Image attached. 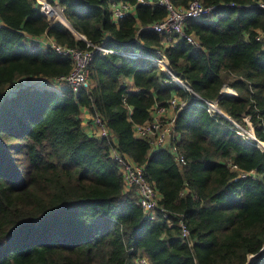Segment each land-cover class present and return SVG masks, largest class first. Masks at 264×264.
I'll list each match as a JSON object with an SVG mask.
<instances>
[{"label":"trees","instance_id":"1","mask_svg":"<svg viewBox=\"0 0 264 264\" xmlns=\"http://www.w3.org/2000/svg\"><path fill=\"white\" fill-rule=\"evenodd\" d=\"M46 1L63 9L71 29L51 22L37 0H0V264H250L264 248V152L205 101H217L242 126L249 116L264 142V45L256 39L264 10L249 7L264 0H200L213 10L185 27L198 48L183 38L165 43L148 28L168 14L156 0H120L134 13L116 22L108 0ZM191 1L170 0L175 8ZM41 35L114 52H94L85 88L31 87L23 81L73 68L70 58L28 39ZM167 65L191 92L161 68ZM225 85L237 95L223 94ZM173 95L186 101L176 118L185 165L134 133ZM84 110L114 139L89 134ZM112 147L145 166L167 217L149 220L136 189L124 192ZM252 170L255 178L240 177ZM251 264H264V253Z\"/></svg>","mask_w":264,"mask_h":264},{"label":"built area","instance_id":"2","mask_svg":"<svg viewBox=\"0 0 264 264\" xmlns=\"http://www.w3.org/2000/svg\"><path fill=\"white\" fill-rule=\"evenodd\" d=\"M41 4V12L51 21H60L67 27V19L64 16L63 9L59 5H51L46 0H37ZM110 2L111 17L114 22L132 13L134 5L120 1V0H108ZM158 4L163 5L167 9V16L158 22L152 23L148 26L149 29L159 33L164 42L175 41L177 38L186 39L194 47L198 48L200 46L199 40L193 35L186 32V23L189 20H197L208 15L213 7H205L200 0H193L189 3L187 8H175L170 0H156ZM154 0H137V4L141 5H152ZM229 6H235L233 3ZM249 7H259L264 10V2H258L249 5ZM3 25L0 20V27ZM71 28V27H70ZM176 37L175 39H173ZM257 41L263 42L264 45V31L259 32L256 37ZM86 41V39L84 38ZM88 45H91L88 43ZM41 46L52 48L58 54L66 56L71 59L73 68L66 75L53 80H48L46 78L34 77L26 79L23 81L24 84L30 85L36 88H49L50 86H68L73 90L77 91L81 88H85L90 79L89 65L92 61L95 51L101 52L103 54L114 52L113 50L106 49L101 46H94V51L88 49H81L78 47H67L57 43L52 37L47 36L46 40L41 41ZM121 54H131L133 56H139L136 53H122ZM155 59V58H154ZM153 59V60H154ZM159 60V59H158ZM156 62V60H154ZM157 64V63H156ZM158 65V64H157ZM161 67V66H160ZM170 76L173 77L176 83L182 85L183 88L191 92L188 85L182 80L178 79L170 70L168 65L166 67H161ZM180 81V82H179ZM235 94V92H233ZM198 99L199 96L194 94ZM207 109L210 113L220 114L221 116L228 119L238 134L256 142V145L260 147L261 141L256 137L254 126L250 120L249 116H245L243 119L246 122V126H242L233 120L229 115L223 112L217 101H205ZM186 106V101L179 97L178 95L172 96L166 105H156L151 119L134 126V133L136 137L147 138L149 140L151 149L168 148L177 163L185 165L187 163L186 158L183 153L178 148L179 135L176 129V118L177 114ZM170 113V114H169ZM94 127L92 131L93 135L97 138H113V134L110 132L109 128L105 123L99 118L94 117ZM248 127V129H245ZM111 156L118 163L119 169L123 174L124 181V192H129L133 188L137 191V203L141 206L143 213L149 220H155L159 212L163 213L164 217H167L166 211L160 206V195L154 185L147 180L145 166L134 162L129 157L119 153L116 148H111ZM232 170L237 168L229 164ZM251 176L256 177V172L254 170L240 173V177L245 178ZM178 224L181 228L182 237L189 239V229L182 218L181 215H176ZM170 223V220L168 219ZM192 244V241H189ZM264 249V248H263ZM261 251H264V250ZM256 255V254H255ZM255 255H250L252 259ZM140 264H148L146 259H140L138 261Z\"/></svg>","mask_w":264,"mask_h":264},{"label":"crops","instance_id":"3","mask_svg":"<svg viewBox=\"0 0 264 264\" xmlns=\"http://www.w3.org/2000/svg\"><path fill=\"white\" fill-rule=\"evenodd\" d=\"M132 13H134V11H132ZM53 22H56V21H53ZM83 37V36H82ZM46 38H47V36L46 35H41V36H39V37H28V39L30 40V41H33V42H35V43H37V44H40V46H41V41H44V40H46ZM125 83H127V84H131L132 83V81H131V79H129V78H126L125 80ZM50 89H53V90H55V91H57V92H60L61 91V88L62 87H58V86H50L49 87ZM233 92H235V94L233 93ZM222 93L223 94H228V95H237V92L234 90V89H232L229 85H225L224 87H223V89H222ZM173 96H175V95H173ZM179 96V95H178ZM180 97V96H179ZM170 114V113H169ZM80 118H81V123H82V126L84 127V129L89 133V134H92L93 132L92 131H94L93 130V127H94V116L93 115H91L90 113H89V111L88 110H84L82 113H81V115H80Z\"/></svg>","mask_w":264,"mask_h":264},{"label":"water","instance_id":"4","mask_svg":"<svg viewBox=\"0 0 264 264\" xmlns=\"http://www.w3.org/2000/svg\"><path fill=\"white\" fill-rule=\"evenodd\" d=\"M67 24L68 25H70L69 24V22L67 21ZM71 26H69V28H70ZM71 29V28H70ZM80 39H84V37H82V35H80L79 33H75ZM180 82V81H179ZM180 86H182V85H180ZM189 87V86H188ZM190 88V87H189ZM191 89V88H190ZM263 152H264V150L263 149H261ZM264 250V249H263ZM263 253H264V251H261L260 253H258V254H256L252 259H250V264L251 263H253L256 259H257V257L259 256V255H263Z\"/></svg>","mask_w":264,"mask_h":264},{"label":"bare ground","instance_id":"5","mask_svg":"<svg viewBox=\"0 0 264 264\" xmlns=\"http://www.w3.org/2000/svg\"><path fill=\"white\" fill-rule=\"evenodd\" d=\"M73 31V30H72ZM75 33V32H74ZM162 61H164V60H162ZM161 61H159V63H160ZM165 62V61H164ZM260 147L264 150V142H261L260 143Z\"/></svg>","mask_w":264,"mask_h":264},{"label":"rangeland","instance_id":"6","mask_svg":"<svg viewBox=\"0 0 264 264\" xmlns=\"http://www.w3.org/2000/svg\"><path fill=\"white\" fill-rule=\"evenodd\" d=\"M245 129H248V127H246Z\"/></svg>","mask_w":264,"mask_h":264}]
</instances>
